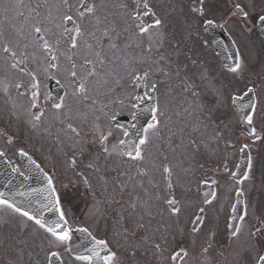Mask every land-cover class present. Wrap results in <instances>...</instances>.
I'll use <instances>...</instances> for the list:
<instances>
[{
  "label": "rangeland",
  "instance_id": "obj_1",
  "mask_svg": "<svg viewBox=\"0 0 264 264\" xmlns=\"http://www.w3.org/2000/svg\"><path fill=\"white\" fill-rule=\"evenodd\" d=\"M80 1L35 0L31 5L20 9L23 12L22 22L12 24L8 19L5 23H0V120L5 116L9 119L10 114L11 118L17 120L15 111L18 117L24 116L22 104L17 103L20 97L17 85L22 79L21 73L10 68L2 55L3 47L10 44L17 55H24L29 70L37 73L39 69L32 65L36 56L32 33L34 23L43 29V33L51 32L55 41L62 40V17L68 14L67 4L75 9L74 12L69 11L74 14ZM185 1L147 0L148 6L162 24L159 27L155 26L154 22L145 25L147 31L143 33L135 29L131 20L135 0H92L90 8L94 9V13L86 10L84 15L80 16L76 44L72 47L71 56L67 61L78 64L79 61L92 60L95 47L101 45V62L88 76L82 94L87 96L89 92L86 91L97 87L106 89L114 85L123 86L132 74L147 73L148 84L155 83L158 89L159 112L156 115L159 124L145 133L148 143L142 147L143 159L126 161L117 154L116 161L125 163L124 166L128 169L122 173L130 177L126 186L125 181L121 184L117 182L118 191L121 190L125 195L122 198L125 199L124 202L114 203L116 207L108 201L105 204L96 203L87 192V196L92 200L86 202L90 206L87 205L84 213L78 212L83 220L77 221V224H87L84 220L93 222L88 218L93 209L98 210L101 219L108 217L111 209L116 208L123 213L125 211V216L132 219L129 223L130 229L135 226L137 233L128 240H111L117 246L130 242L133 246L145 247L149 252L145 258L147 264H170L169 252L176 249L177 231L185 225L189 214L202 205L199 182L214 179L215 192L213 197L202 205L205 209L204 222L192 235L191 249L187 254L189 257L192 254L208 257L209 251L205 252L204 249L219 240L233 202V193L240 187L244 198L243 215L245 212L247 215L240 221L242 229L239 233L251 234L254 243L247 235L242 241L236 235L230 242V252L235 253L232 260L239 264L251 253L250 250L257 256L264 253V41H260L263 43L261 47L253 30L256 17L264 14V0H237L244 6L248 20L238 16L232 8L224 11V0H204L202 4V18L224 19L228 28L230 26L238 45L240 62L243 64L239 72L227 71L221 67L201 31L199 36L192 38ZM2 9L3 2H0V13ZM34 10L36 13L30 15ZM50 27L51 30L48 31ZM54 47L58 62L52 72L56 75L63 70L60 66L63 64L64 67L69 52L62 44H55ZM255 48L259 51L256 56ZM249 86L255 89L257 99L253 124L261 131V137L255 141H250L241 130L240 122L230 105L231 95L238 94ZM122 96H125L124 92L117 93L118 98ZM108 97L113 100V96ZM122 110L128 111L130 108L119 105L116 109L117 112ZM3 123L15 125L16 121ZM81 123L87 124L76 122L79 125ZM103 123L109 124V121ZM23 124L29 137L28 131L30 128L36 130L37 123ZM5 133L0 129V148L10 153L13 149L7 147L4 142V139H7ZM101 133L103 131L99 129V139ZM114 133L122 134L120 131ZM74 138L80 139L76 134ZM36 140L45 155L49 156L45 150L47 143L40 138ZM108 141H113V138L109 137ZM60 142L61 139L55 138L51 146L57 147ZM244 144L249 147L252 166L238 182L231 179L229 173L237 161L238 149ZM108 150H116L113 149V143ZM98 151L104 163L115 160L111 155L99 149ZM91 160L99 162L98 157ZM224 162L228 163L227 170L222 169ZM161 164L171 170L169 182L172 194L178 202L177 206L181 208L178 214H173L168 209L164 173L162 169L157 171V166L161 167ZM108 167L109 165H105L96 170L97 176L99 173L103 176L102 182L98 181L97 185L101 186L103 183L102 188L110 189L111 196H115L117 193L115 194L111 177L113 173H109L107 178L104 177L107 171L114 172L107 170ZM60 182L64 184L66 181ZM1 206L0 264H44L47 255L53 250L64 256V247L54 248L49 242L50 235L43 229L24 216L8 214L11 209ZM91 206L96 208H91L90 211L88 209ZM64 210L68 215L75 207L65 206ZM144 211L149 212L152 217L146 222L143 219ZM115 217L114 224L118 225ZM141 220L145 231L137 228V222ZM257 228H261V232L253 235ZM213 232L214 236L210 237ZM226 257L228 258V254ZM134 261L135 259L131 260L132 264H137ZM66 263L79 264L70 259H67Z\"/></svg>",
  "mask_w": 264,
  "mask_h": 264
},
{
  "label": "snow or ice",
  "instance_id": "obj_2",
  "mask_svg": "<svg viewBox=\"0 0 264 264\" xmlns=\"http://www.w3.org/2000/svg\"><path fill=\"white\" fill-rule=\"evenodd\" d=\"M147 7V5H145ZM83 8L87 9L89 13H94V9L90 8L88 6V3L83 4ZM237 10L242 13L245 17H247V13L243 12L241 9L240 5L236 6ZM199 14L203 15V8L199 9ZM81 16L84 15V12L80 13ZM154 15V14H153ZM68 22H72V18L66 17ZM135 19L139 20L140 16L137 13L135 15ZM259 22L261 24H264V15L258 17ZM162 21L160 19H155L154 20V25L159 27L161 26ZM204 24L206 26H213L214 21L212 20H205ZM137 27L139 28L140 32H146L147 29L143 26V24H138ZM41 30L39 28L36 29V32H40ZM74 31L79 32V29L76 28ZM71 35V33H70ZM72 44L75 46L76 41L75 39H72ZM45 47H48V45L45 43ZM5 53L9 52V49L7 47L4 48L3 50ZM12 56L15 57V53H12ZM54 66V65H53ZM231 70L233 72H239L242 70V62H237L234 67L230 66ZM73 76H75V73H73ZM144 76H147V73L144 74ZM137 80L140 79V77H136ZM22 85H17V88H22ZM33 88H35V85H33ZM80 88L83 89V85H80ZM156 90V85L153 84L152 88L149 89L144 93L143 97H135L137 101L142 104L144 101H153V106L150 108L146 109L149 111L151 115V123L147 124V128L139 131H129V130H124L122 135L125 137V139H119L116 144L113 145V149L115 148H121L123 150V154L129 157L132 160H138V159H143L142 155V147L148 143V137L145 134L149 129H155L157 125L159 124V121L157 119V113L159 112V107L155 103V97L154 93ZM249 92L252 91V89H248ZM33 95H35V92H33ZM195 95V94H194ZM139 104L133 105V112H132V118L133 120H136L138 118V112L136 109L139 107ZM33 107L36 108L38 107L36 104H33ZM54 107L56 109L61 108L60 103H55ZM242 112H244V109H241ZM256 111V106L254 102H250L248 105V111L243 115V120L248 124L252 125L253 122V114ZM43 111H41V115H43ZM41 115H36L35 119L38 121L41 118ZM113 120H115V116L112 117ZM71 128V126H69ZM135 124L132 125V128L135 129ZM72 131H75V129H72ZM253 129V133H254ZM109 137H112L113 139H116L115 133L113 131H109L106 135L101 133L100 135V145L101 148L105 153L108 155H112V153L109 152L107 145V141ZM134 137V138H133ZM259 138V137H257ZM245 148L247 145L244 146ZM243 151V149H241ZM20 154L27 156V153L23 151V149L20 150ZM4 155V153L0 152V156ZM72 163H75V159H73ZM248 166L251 168V159L249 158L248 161ZM91 167V165H89ZM13 171H16V169H13ZM163 172L168 174L170 177L171 175V170L169 168H164ZM45 177L47 179V188L45 191H47L48 195L45 197L47 200V203L42 206V208L46 211L49 212H56L58 213V218L52 220L51 222H46L43 219V211H40L39 216L34 215L32 211L30 210H25L24 208L18 206L15 202V195L17 194H12L10 192H0V205L7 206L9 208H12L15 212L22 214L24 217H26L30 221H35V224L39 225L40 228L44 229L47 234H50V239L49 242L54 248H61L64 247L72 240L73 233L78 231V232H83L87 233L89 240H88V246L83 249V251H77L76 249H68V251L75 252V260L79 262H83V264H116V253L112 252L109 247L108 243L106 240L103 239H97L95 236H92L91 233L88 231L87 228H76L74 229L72 227V224L70 220L68 219L65 210L62 209L61 207V202L60 198L56 192V188L53 182V179L51 176H49L47 173H45ZM87 179V178H85ZM18 195L23 196L25 195L24 193H18ZM170 206H172V212L173 214H178L181 211V208L177 206V200L175 198L170 199L167 202ZM135 207V205H133ZM237 209L235 206L233 207V212H236ZM204 212V209H200V213L202 214ZM247 213L245 212V215H241L238 218L243 221ZM236 219L237 217H233ZM196 222H202L201 216H197ZM231 227V225L229 226ZM196 231V229H193ZM261 228H257L255 233L253 235L260 233ZM239 228L237 227L233 232L232 235L236 236L239 233ZM214 236V232L210 234V237ZM158 247V245H157ZM211 247L209 244L207 248L204 249L205 252L208 251V249ZM60 259V254L58 251H52L50 252L47 260L48 264H52V260ZM258 264H264V255L259 256V261Z\"/></svg>",
  "mask_w": 264,
  "mask_h": 264
},
{
  "label": "water",
  "instance_id": "obj_3",
  "mask_svg": "<svg viewBox=\"0 0 264 264\" xmlns=\"http://www.w3.org/2000/svg\"><path fill=\"white\" fill-rule=\"evenodd\" d=\"M242 101L243 98H234L233 104L241 115H244L247 112L244 111V113L240 111L242 108L244 109V106L241 105ZM243 127L244 129H247L248 127V124L244 121ZM242 161L245 162L244 155H242ZM240 171L244 170L241 168ZM242 173L236 175V177H239ZM46 188L47 181L42 175L36 176L33 174L32 178H25L18 172L8 169V167L0 160V192L17 194L15 195V202L18 206L24 208L25 210L32 211V213L37 216H39L40 211H43V219L46 222H51L52 220L58 218V214L56 212L46 211L42 208V206L47 203V200L45 199L48 195L47 191H45ZM18 193H24L25 195L20 196ZM235 208L237 211L234 212V214L235 217L238 218L242 209L241 194L236 195Z\"/></svg>",
  "mask_w": 264,
  "mask_h": 264
},
{
  "label": "flooded vegetation",
  "instance_id": "obj_4",
  "mask_svg": "<svg viewBox=\"0 0 264 264\" xmlns=\"http://www.w3.org/2000/svg\"><path fill=\"white\" fill-rule=\"evenodd\" d=\"M81 12V11H80ZM36 28V27H35ZM43 64L45 67H53V65H50V62L48 61L47 57H45ZM27 73V72H26ZM74 72H70V76L73 77ZM28 76L30 78V81L28 82V94H29V102H30V110L29 113L26 117L30 120V122H70L66 119V113L67 111L70 110L71 104L70 103H65L63 104L66 100L73 102L75 99L70 96V93H68L67 90H65V93L60 100V104L62 105L60 109H56L54 107V104L52 103L51 96L48 93V79L49 75L44 77V81L41 82L40 84H37L36 80L34 79L33 76H31L30 73H28ZM32 80V81H31ZM71 81V80H70ZM72 84H75L76 87L78 88L76 90L77 94L80 92L81 88L79 86V81L75 80V82L71 81ZM33 85H35V88H33ZM33 92H35V95H33ZM33 104H36L38 107L34 108ZM41 111H43V115H41ZM36 115H41L40 120H36L35 116ZM22 119V117H21ZM87 122H96V120L87 119ZM62 125V123H61ZM66 126H70L67 124ZM89 127L91 130L97 134V130H94V123H90ZM36 138L33 139V146H37L36 144ZM90 146H93V142H89ZM21 150V149H19ZM18 150V151H19ZM80 170V169H79Z\"/></svg>",
  "mask_w": 264,
  "mask_h": 264
}]
</instances>
